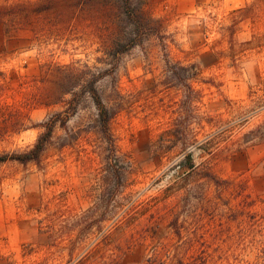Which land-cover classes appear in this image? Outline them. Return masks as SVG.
I'll use <instances>...</instances> for the list:
<instances>
[{
    "label": "rangeland",
    "instance_id": "obj_1",
    "mask_svg": "<svg viewBox=\"0 0 264 264\" xmlns=\"http://www.w3.org/2000/svg\"><path fill=\"white\" fill-rule=\"evenodd\" d=\"M121 1L0 0V155L54 122L38 163H0V264H264V0H130L134 44ZM201 117L179 166L159 135Z\"/></svg>",
    "mask_w": 264,
    "mask_h": 264
},
{
    "label": "trees",
    "instance_id": "obj_2",
    "mask_svg": "<svg viewBox=\"0 0 264 264\" xmlns=\"http://www.w3.org/2000/svg\"><path fill=\"white\" fill-rule=\"evenodd\" d=\"M122 6L124 7L125 15L128 18L129 21H131L134 29L132 31V43L134 44L135 42H140L141 41V24L140 21L137 19V17L133 14L132 8L130 6V0H122L121 1ZM131 44H123V49H128L131 47ZM179 70V73L176 71ZM166 73H168L169 79L174 78L176 75H179L181 80H184L186 85L184 86V91H183V101L182 103L184 104V110L191 112L194 107H196V104L200 102V92L194 90V88L191 85V82H194L199 76H200V71L196 69L195 65H186V66H169L168 69L166 70ZM92 85V84H91ZM89 97L91 99V102L96 110V116L94 119L95 123V128L100 134V136L103 139H109L111 137L110 133V122L115 118L116 112L114 109L109 108L105 105L103 102L101 96L98 94L97 90L93 87L90 86V89L88 91ZM202 120H204V117L199 119L198 123H195L198 127V130L195 131L192 127V123L189 122V120L186 119L181 124V127L179 129V132H175V128L173 130L167 129L162 131L160 133V139H158L159 146L163 148V143L167 141V137H179L180 145H181V150L178 153V156H181L182 159H186L188 161L187 164H184L182 159L179 164V166L191 168L193 167L192 161H191V152L190 148L193 146H199L205 143L211 142V139L207 136L205 137L201 142L197 140L198 138V133L199 129L202 127L200 126ZM206 123H209L207 121ZM53 127H54V122L51 120L45 121L42 124V128L44 131L39 135L37 138L35 144L31 149H29L27 152L22 153V154H4L0 155V163L6 162V161H17L19 163H27V162H33V163H38L40 160L41 153L44 150V146L46 142L51 138L52 132H53ZM178 131V130H177ZM179 133V134H178ZM166 137V139H165ZM164 151V150H162ZM108 176H104V179L102 180V187L104 189L108 188L111 185V180L109 178L110 175H112L109 171ZM119 177V182L117 181V185L125 190L126 188V180H125V173L123 172H118ZM122 209V208H120ZM128 209V208H126Z\"/></svg>",
    "mask_w": 264,
    "mask_h": 264
}]
</instances>
